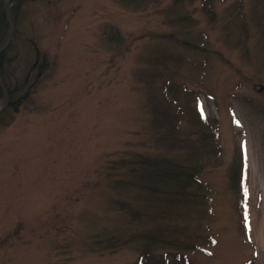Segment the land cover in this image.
Listing matches in <instances>:
<instances>
[{
    "label": "rangeland",
    "instance_id": "374dc122",
    "mask_svg": "<svg viewBox=\"0 0 264 264\" xmlns=\"http://www.w3.org/2000/svg\"><path fill=\"white\" fill-rule=\"evenodd\" d=\"M203 3L24 6L5 75L37 85L0 125V264H137L147 241L132 237L156 222L115 204L137 203L120 179L139 153L184 151L170 134L202 152L206 202L165 230L194 245L177 250L184 263L264 264V0H213L211 14Z\"/></svg>",
    "mask_w": 264,
    "mask_h": 264
},
{
    "label": "trees",
    "instance_id": "16d2710c",
    "mask_svg": "<svg viewBox=\"0 0 264 264\" xmlns=\"http://www.w3.org/2000/svg\"><path fill=\"white\" fill-rule=\"evenodd\" d=\"M30 1L33 0H9L11 14L14 17L15 24L19 20L20 14L23 13L24 6ZM129 1L139 3L140 0ZM203 7L207 13H213V0H204ZM8 25L3 0H0V44L4 40ZM11 47L12 41L0 53V79L6 85L9 94L6 107L0 111V125L7 124L10 121L11 114L18 110L20 104L36 91L37 85L36 81L30 84L27 78L21 81H15L12 85L9 77L5 75V61H12L14 58L7 56ZM31 49L37 55V61L31 68L38 69L44 67L46 65V58L43 57L41 61L39 60V47L36 38L30 43ZM3 97L4 90L0 86V99ZM175 115L174 113V118ZM199 115L200 113L197 112V116ZM205 119L209 120L208 117H205ZM170 121L174 122V119L172 118ZM199 139L204 141L206 137L199 136ZM169 141L171 146L174 143L179 144L178 148L182 146L184 151L177 153L170 151L168 155L159 154L156 156L139 153L136 159L133 160V163H130L132 165L128 167V172L126 171L123 178L120 179L123 185L129 186V188L137 192L138 198L137 203H132L127 199L121 198L120 200H116L115 204L127 213L132 220H143L149 223L150 221L156 222V226L153 227L151 225L150 229L139 230V233L135 234V237H132L135 239L142 237L147 241L137 264H185L179 254L180 252H177V250L180 247L188 248L187 246L194 245H189L188 241H181L179 237L174 239L172 236L171 239H167L165 230L170 227L179 229L180 226L176 219L180 215L187 217L190 211L199 212L202 202H206L203 198L204 195L199 191L200 186L198 180L200 167L198 164V156L202 153L201 149L199 150V144L197 145V142L187 138L177 139L176 141L173 134H170ZM187 141L189 142L188 146H183ZM214 145L212 141H207L205 146L206 151L216 153ZM187 148L188 150L186 151ZM242 172L243 167L236 161L230 172L232 187L239 186ZM141 201L143 202L141 203ZM166 243L174 245L171 247L173 248V253H160L155 251V247L165 248Z\"/></svg>",
    "mask_w": 264,
    "mask_h": 264
},
{
    "label": "water",
    "instance_id": "95a60500",
    "mask_svg": "<svg viewBox=\"0 0 264 264\" xmlns=\"http://www.w3.org/2000/svg\"><path fill=\"white\" fill-rule=\"evenodd\" d=\"M3 6H4V12H5L7 21L9 23V32H8L6 38L4 39V41L0 44V53L2 51H4L6 49V47L9 45V43L12 41L14 33H15V26H16L15 21L12 17V14H11L9 0H3ZM0 86L4 90V97L2 99H0V111H1L6 107V105L8 103L9 94H8L6 85L4 84V82L1 79H0ZM253 87L258 91H262L264 89V84L255 83L253 85Z\"/></svg>",
    "mask_w": 264,
    "mask_h": 264
}]
</instances>
